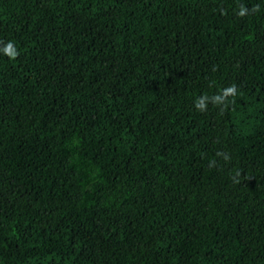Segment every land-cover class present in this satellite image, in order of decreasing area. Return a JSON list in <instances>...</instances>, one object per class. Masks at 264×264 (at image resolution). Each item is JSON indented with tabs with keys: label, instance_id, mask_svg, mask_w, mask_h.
<instances>
[{
	"label": "trees",
	"instance_id": "trees-1",
	"mask_svg": "<svg viewBox=\"0 0 264 264\" xmlns=\"http://www.w3.org/2000/svg\"><path fill=\"white\" fill-rule=\"evenodd\" d=\"M0 264H264V0H0Z\"/></svg>",
	"mask_w": 264,
	"mask_h": 264
},
{
	"label": "clouds",
	"instance_id": "clouds-1",
	"mask_svg": "<svg viewBox=\"0 0 264 264\" xmlns=\"http://www.w3.org/2000/svg\"><path fill=\"white\" fill-rule=\"evenodd\" d=\"M239 14H240L241 16H243V15H244V10H241V12H240ZM234 91H235L234 87H233V88H229V89L227 90L228 93H232V92H234ZM217 99H219V98H217ZM197 107L200 108L201 110L204 108L203 100H201V101L197 104Z\"/></svg>",
	"mask_w": 264,
	"mask_h": 264
}]
</instances>
